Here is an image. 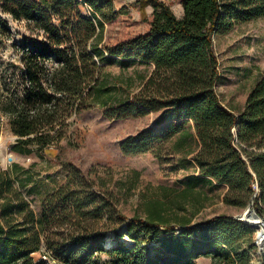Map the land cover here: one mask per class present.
<instances>
[{"label": "trees", "instance_id": "1", "mask_svg": "<svg viewBox=\"0 0 264 264\" xmlns=\"http://www.w3.org/2000/svg\"><path fill=\"white\" fill-rule=\"evenodd\" d=\"M139 2L153 8L149 30L106 43L112 0H0L3 14L37 32L16 44L20 65L0 66V126L6 119L17 137L13 151L31 154L59 146L72 119L91 109H106L120 119L160 113L153 127L124 140L122 152L159 155L172 143L170 152H184L197 166L199 176L192 182L225 187L223 200L230 207L246 209L253 200L264 219V73L236 114L217 93L221 73L213 48L215 34L263 19L264 0H180L182 18L164 1ZM116 58L153 70L148 76L137 72L134 89L132 78L107 73V62ZM94 184L75 175L48 196L37 215L0 169V264H199L203 258L211 264H253L255 247L238 248L252 241L251 226L226 216L192 224L204 208L195 187L179 196L193 203L191 217L170 218L165 203L154 201L144 223L128 224L136 243L126 245L117 230L123 216L115 195L93 189ZM110 230L115 239L107 246ZM143 243L155 247L148 251Z\"/></svg>", "mask_w": 264, "mask_h": 264}, {"label": "rangeland", "instance_id": "2", "mask_svg": "<svg viewBox=\"0 0 264 264\" xmlns=\"http://www.w3.org/2000/svg\"><path fill=\"white\" fill-rule=\"evenodd\" d=\"M112 1L113 11L109 13L110 19L104 24L106 43L127 40L149 30V22L153 16L152 6H144L139 0ZM161 1L169 4L174 13L182 18L181 14L184 12L180 0ZM36 34L25 21H16L0 10L2 69L13 63L20 65L16 44L23 37ZM213 48L219 59L221 73L216 87L217 93L228 109L240 114L250 91L264 73V18L235 25L226 34H215ZM152 70V66L145 64L125 65L118 58L106 64V71L113 78H132L134 89L139 87L140 82L137 72L148 76ZM159 114L152 112L142 117L120 119L111 116L106 109H91L72 119L69 132L59 146L46 152L34 149L31 154L13 151L17 137L12 134L10 126L3 118L0 126V169L9 173L16 189L37 215L42 213L48 196L66 186L75 175L95 182L93 189L101 193L112 192L116 198L117 209L123 216L117 230L124 236L122 240L126 245L136 243L128 235V224L135 220L137 228L141 222L144 223L154 201L165 203L166 215L170 218L176 214L191 217L193 203L190 200L182 202L179 197L190 186L201 192L204 199V208L192 217V224L216 217L232 218L243 214L245 209H237L224 203L225 187L192 182L193 178L199 176L197 166L191 162V156H185L184 152H170L172 143L164 147L159 155L154 150L134 156L122 152L124 140L153 127ZM181 202L182 210L177 206ZM103 216L101 223L106 224V214ZM238 223L246 225L242 221ZM161 229L167 231L163 227ZM179 231L180 227H176L175 233L178 234ZM256 238L255 230L252 241L245 240L238 248L250 249V245H253L255 249L250 252L252 263L261 264ZM114 239L115 233L112 230L107 231L106 242L113 244ZM141 247L151 251L155 243H143ZM46 251L43 245L42 252ZM211 263V259L199 260V264Z\"/></svg>", "mask_w": 264, "mask_h": 264}, {"label": "bare ground", "instance_id": "3", "mask_svg": "<svg viewBox=\"0 0 264 264\" xmlns=\"http://www.w3.org/2000/svg\"><path fill=\"white\" fill-rule=\"evenodd\" d=\"M239 220L245 223L246 225H249L251 227H254L257 232L258 240L261 241L263 239L264 241V219L258 218L254 216L252 213L250 214H243L239 217ZM113 245L110 241L107 242V246ZM260 252L261 255L264 256V242L260 245Z\"/></svg>", "mask_w": 264, "mask_h": 264}, {"label": "water", "instance_id": "4", "mask_svg": "<svg viewBox=\"0 0 264 264\" xmlns=\"http://www.w3.org/2000/svg\"><path fill=\"white\" fill-rule=\"evenodd\" d=\"M254 198H255V197H254ZM253 207H254V201L252 200V202L248 205V207L245 209V211H244L243 214H247V215H248V214L252 213L254 216L260 218V217L257 215V212L253 209ZM243 214H241V215H243ZM241 215H238V216L232 217V219H233L234 221L241 222V221L239 220V217H240ZM252 228H254V227H252ZM254 229H255V228H254Z\"/></svg>", "mask_w": 264, "mask_h": 264}, {"label": "built area", "instance_id": "5", "mask_svg": "<svg viewBox=\"0 0 264 264\" xmlns=\"http://www.w3.org/2000/svg\"><path fill=\"white\" fill-rule=\"evenodd\" d=\"M84 9H86L85 13L89 16H91L92 13V9L90 8V6L88 4H85V6L83 7ZM263 239L261 241L258 240V237L256 238L255 244L258 247V255L263 258L264 256L261 255L260 252V245L263 243Z\"/></svg>", "mask_w": 264, "mask_h": 264}, {"label": "crops", "instance_id": "6", "mask_svg": "<svg viewBox=\"0 0 264 264\" xmlns=\"http://www.w3.org/2000/svg\"><path fill=\"white\" fill-rule=\"evenodd\" d=\"M181 5V4H180ZM182 15V17H183V14H181ZM178 18H180V15H176Z\"/></svg>", "mask_w": 264, "mask_h": 264}]
</instances>
